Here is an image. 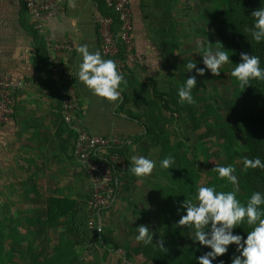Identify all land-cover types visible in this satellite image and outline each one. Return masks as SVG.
<instances>
[{"label":"rangeland","instance_id":"rangeland-1","mask_svg":"<svg viewBox=\"0 0 264 264\" xmlns=\"http://www.w3.org/2000/svg\"><path fill=\"white\" fill-rule=\"evenodd\" d=\"M257 1L264 7V0ZM142 7L148 14L146 20L152 35L164 52V64L156 78L145 79L146 85L139 92L141 98H132V106L146 124L147 132L125 148L128 161L124 159L127 165L124 182L111 207L126 209L125 221L132 228L135 252L144 256L158 255L165 264H197L196 257L211 249L192 240L193 228L177 226L178 220L186 214L180 208L181 202L191 199L198 203L195 195L200 186L215 185L218 191H231L233 185L219 179L213 168L232 165L239 182L237 198L246 204L253 183L246 179L249 169L243 170V158L253 159L255 147L264 140V134L259 136L250 126L252 114L245 108L242 87L231 76L237 63L228 42L225 1L145 0ZM209 40L213 49L221 43L224 47L221 50L229 54L230 60L220 69V76H213L210 70L203 76L197 75V85L192 90L196 103L182 104L178 88L187 77L196 75L195 69L187 72L186 65L191 61L197 67H205L197 42L207 46ZM131 62L137 65V54ZM127 70L128 66L122 69ZM151 79L157 82L164 100L155 95ZM133 155L156 161L151 175L141 178L131 174ZM167 156H172L175 163L170 169H163L160 161ZM261 161L264 162V150ZM17 187L20 184L0 182V264H43L49 255L43 253L52 248L49 239L52 243L56 241L45 225L57 222L58 218L47 219L45 211L50 200L30 198V184H23V191H18ZM84 204L86 209L88 202ZM88 220L87 213V227ZM76 221L84 222L81 216ZM140 224L148 225L153 233L151 244L136 241ZM251 230L245 222L236 227L233 234L246 239ZM160 239L164 240L163 249L157 245ZM54 248L52 250H56ZM234 254L239 255L233 244L227 254L220 257L224 264H231ZM217 262L218 257L213 264Z\"/></svg>","mask_w":264,"mask_h":264},{"label":"crops","instance_id":"crops-1","mask_svg":"<svg viewBox=\"0 0 264 264\" xmlns=\"http://www.w3.org/2000/svg\"><path fill=\"white\" fill-rule=\"evenodd\" d=\"M102 1L75 0V7H70L66 0L64 11L47 21L43 31L23 0H0V76L23 82L12 119L0 125V182L20 184L18 191L24 190L23 184H30V198L50 200L47 219L60 212L57 222L43 223L56 239L54 243L49 239L52 248L43 253L49 254L46 259L57 257L65 264H158L134 251L125 208L114 206L103 213L102 237L98 240L91 237L86 223L72 222L79 216L87 220L88 206L85 209L84 203L90 198L91 186L87 169L76 155L77 135L63 119L62 97L52 74L53 60L65 56L72 67L83 123L90 133L132 141L147 132L132 98H141L145 79L156 78L164 64V52L152 35L148 14L142 7L145 0H132L138 63L129 62L128 70L120 71L127 81L120 86L122 99L110 103L82 85L75 75L82 61L76 48L87 44L90 51L101 53L98 17ZM50 39L70 43L75 49L50 50Z\"/></svg>","mask_w":264,"mask_h":264},{"label":"clouds","instance_id":"clouds-1","mask_svg":"<svg viewBox=\"0 0 264 264\" xmlns=\"http://www.w3.org/2000/svg\"><path fill=\"white\" fill-rule=\"evenodd\" d=\"M69 6L75 7V0H69ZM254 18V26L245 31L251 32L252 38L260 43L264 41V7L254 9L251 13ZM200 55L205 67H197L196 63L189 61L186 65L187 72L195 69L196 75L187 77L186 82L178 88L180 103L195 104L192 90L197 85V75L203 76L206 70H210L213 76H220V69L229 62V54L221 50V43L213 49L209 40L207 46L197 42ZM76 51L81 55L82 61L78 64L75 75L93 95L115 103L122 99L120 86L127 84L124 75L118 70L116 61L104 59L100 51H90L87 44L77 46ZM241 60L232 69L231 76L235 77L241 87L251 85L250 81H264V68L260 66V58L256 55L241 52ZM175 163L172 156H167L160 161V167L170 169ZM131 174L136 177H146L152 174L156 168V161L143 155L131 157ZM264 169V162L259 157L243 158V170ZM213 170L218 173L221 180L231 185V191H218L216 186H200L197 189L194 203L191 199H185L180 208L186 211L177 222L178 227L194 229L192 240L199 245L210 248L196 257L197 264H213L217 257L227 254L230 245H236L231 264H264V194L254 191L246 204L238 198L239 182L235 167L232 165H215ZM178 208V211L180 210ZM251 227L244 239L240 234H233V230L243 223ZM136 241L145 245L153 242V233H150L148 225L140 224ZM160 248H165L164 240L157 243ZM219 264H224L223 260Z\"/></svg>","mask_w":264,"mask_h":264},{"label":"built area","instance_id":"built-area-1","mask_svg":"<svg viewBox=\"0 0 264 264\" xmlns=\"http://www.w3.org/2000/svg\"><path fill=\"white\" fill-rule=\"evenodd\" d=\"M106 6L119 16L121 28L119 35L125 45L126 58L119 55L120 47L113 31V16L101 13L98 17V30L101 53L116 61L122 71L128 63L136 59V47L133 41L132 0H104ZM25 7L40 22L45 31V23L64 11L66 0H23ZM49 49L58 52H72L74 46L67 42L49 40ZM52 74L59 85L62 97V115L64 121L76 133V155L87 169L91 186L88 201L89 226L102 232L103 213L111 207L123 186L126 162L120 153L112 149H125L132 140L122 136L93 135L83 123L79 93L74 72L65 56L53 60ZM22 81L8 75L0 76V124L12 119L14 105Z\"/></svg>","mask_w":264,"mask_h":264},{"label":"trees","instance_id":"trees-1","mask_svg":"<svg viewBox=\"0 0 264 264\" xmlns=\"http://www.w3.org/2000/svg\"><path fill=\"white\" fill-rule=\"evenodd\" d=\"M226 5V13L229 22L228 28V42L231 52L235 56L236 63H239L241 60L240 53L245 52L252 55H256L260 58L261 64L260 66L264 68V41L257 43L251 35V32L245 31L246 28L251 29L254 26V18L251 16V12L259 8V3L257 0H224ZM100 8L103 14L113 16V31L115 35V39L120 47L119 55L125 59L126 51L125 45L119 35V31L121 28V21L119 16L116 13H113L110 8H108L104 2V0L100 3ZM120 71V70H119ZM153 83V91L156 96L160 99L165 98V95L158 89L157 82L154 79H151ZM251 85L242 87L243 90V99L246 100V110L252 114V118L249 119L250 126L252 129L260 136L264 134V81L260 80H252L250 81ZM167 104V101H166ZM134 141V140H133ZM264 150V140L260 143V145H256L255 152L251 158L259 157L261 159V152ZM113 153H120L123 158L128 161L125 149L123 148H115L112 149ZM246 179L253 183V189L249 187L250 195L254 191H260L264 194V169L256 168L249 169L246 173ZM89 212V210H88ZM60 212L52 213L48 215L49 221L56 220L60 214ZM89 215V213H88ZM90 219V215H89ZM77 217L74 218L72 222L78 223ZM80 226V225H79ZM88 228L90 230L91 237L94 240H98L102 237V233L99 234L97 230H93L89 226L88 220ZM155 262L158 264H165L164 261L160 258V256L150 255ZM59 258L53 257L49 258L43 264H65L64 261L58 260ZM222 260L221 257H218V262Z\"/></svg>","mask_w":264,"mask_h":264}]
</instances>
